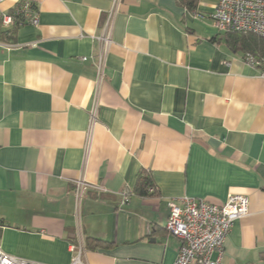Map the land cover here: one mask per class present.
<instances>
[{"label": "crops", "instance_id": "crops-1", "mask_svg": "<svg viewBox=\"0 0 264 264\" xmlns=\"http://www.w3.org/2000/svg\"><path fill=\"white\" fill-rule=\"evenodd\" d=\"M37 27L0 25V247L37 264H70L82 200L86 264H173L167 204L249 200L221 264H264V77L211 20L217 0H31ZM17 0L0 3V19ZM11 33V32H10ZM263 45V44H262ZM264 48V47H263ZM85 58V61H81ZM97 119L86 144L89 112ZM154 193L136 189L140 172ZM129 190L126 204L120 193Z\"/></svg>", "mask_w": 264, "mask_h": 264}, {"label": "built area", "instance_id": "built-area-1", "mask_svg": "<svg viewBox=\"0 0 264 264\" xmlns=\"http://www.w3.org/2000/svg\"><path fill=\"white\" fill-rule=\"evenodd\" d=\"M5 0H0V3ZM122 0H112V6L107 15L106 32L96 39L102 43L103 50L94 61L96 83L101 85L104 80L105 54L110 43L112 20L121 5ZM211 20L220 33H249L262 41L264 47V0H217L211 14ZM37 27L38 14L31 0H17L15 7L3 13L0 19L2 28L14 25ZM242 60L259 71L264 77V53L261 55L244 54ZM81 61H85L82 58ZM97 109L94 106L89 112V126L86 144H89L91 134L96 124ZM74 184V211L78 221V236L76 244L70 246L72 258L70 264H86L84 254L86 247L79 227V216L82 200L90 189L95 187L79 178ZM154 193V188H149ZM130 191L120 193L121 204H126ZM168 216L165 229L169 235L176 238L179 249L173 264H221L226 238L235 221L249 214V200L245 196L229 194L220 205L209 203L202 199L184 197L167 204ZM0 264H37L6 254L0 247Z\"/></svg>", "mask_w": 264, "mask_h": 264}, {"label": "trees", "instance_id": "trees-1", "mask_svg": "<svg viewBox=\"0 0 264 264\" xmlns=\"http://www.w3.org/2000/svg\"><path fill=\"white\" fill-rule=\"evenodd\" d=\"M178 4L185 8L187 11L195 10L199 0H177ZM18 28L17 25L10 27L7 35L9 36V40H12V36L15 34V30ZM11 32V33H10ZM226 36V42L229 48L233 51H243L244 54H253V55H261L264 53V48L262 45V41L256 36L249 33H224ZM150 187V178L144 172H140L137 175L136 179V189L142 195L146 194V191L149 190ZM85 243V242H84ZM101 241L92 240L90 242L85 243V247L87 249H93L97 246L101 245ZM71 245L76 244V240L72 239L70 241Z\"/></svg>", "mask_w": 264, "mask_h": 264}]
</instances>
